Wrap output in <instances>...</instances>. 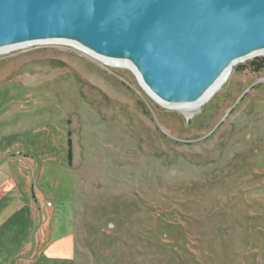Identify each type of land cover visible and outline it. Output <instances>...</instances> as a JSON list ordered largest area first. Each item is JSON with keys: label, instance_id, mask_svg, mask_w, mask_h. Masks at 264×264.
<instances>
[{"label": "rangeland", "instance_id": "obj_1", "mask_svg": "<svg viewBox=\"0 0 264 264\" xmlns=\"http://www.w3.org/2000/svg\"><path fill=\"white\" fill-rule=\"evenodd\" d=\"M12 155L30 160L44 205L73 200L75 264H264V55L180 111L72 46L1 54L0 157ZM1 173L7 206L16 186Z\"/></svg>", "mask_w": 264, "mask_h": 264}, {"label": "water", "instance_id": "obj_2", "mask_svg": "<svg viewBox=\"0 0 264 264\" xmlns=\"http://www.w3.org/2000/svg\"><path fill=\"white\" fill-rule=\"evenodd\" d=\"M60 39L129 59L165 102L205 101L264 49V0H0V48Z\"/></svg>", "mask_w": 264, "mask_h": 264}, {"label": "crops", "instance_id": "obj_3", "mask_svg": "<svg viewBox=\"0 0 264 264\" xmlns=\"http://www.w3.org/2000/svg\"><path fill=\"white\" fill-rule=\"evenodd\" d=\"M23 158L25 167L15 164L20 163L15 155L0 157V189L4 179L1 168L4 166H10V176L16 186L9 189L14 202L0 206V243H19L18 247L10 246L9 251L4 249L5 254L0 253V264H45L42 258L46 254L45 246L50 242L60 244V248L66 251L60 253L57 248L58 253L51 254V259L57 260V264H75L73 200H56L51 206L44 205L40 201L41 193L33 188L30 172H26L27 165L29 169L31 167L30 160ZM64 243L70 245L64 246Z\"/></svg>", "mask_w": 264, "mask_h": 264}, {"label": "bare ground", "instance_id": "obj_4", "mask_svg": "<svg viewBox=\"0 0 264 264\" xmlns=\"http://www.w3.org/2000/svg\"><path fill=\"white\" fill-rule=\"evenodd\" d=\"M44 44H63V45L72 46V47L76 48L77 50L86 53L87 55L91 56L92 58H94V59H96V60H98V61H100V62H102L104 64H107V65L113 66V67H117V68L129 69V70H131L137 76V73H136V71H135V69H134V67H133V65H132V63L130 62L129 59L123 58V57H121V58L117 57L116 58V57H105V56H102V55H97L94 52H92L91 50L83 47L81 44L76 43V42H74L72 40H62V39H60V40H50V41H48V40L47 41H32V42H27V43L19 44V45L5 46V47H1L0 48V55L1 54H5V53H8V52H11V51H14V50H19V49L27 48V47H30V46L44 45ZM261 55H264V49H260V50H256L254 52H251L247 56H245V57L239 59L238 61L234 62L233 65H232V67H231V70L225 72L221 76L220 80L217 82L216 85H220L221 84V86H222V84L231 75V73H232L233 68H234L235 65H237V64H239L241 62H244V61H247V60L256 58V57L261 56ZM142 87L147 92V94L155 102H157L159 105H161V106H163L165 108H169L171 110L172 109H175V110H180V111H192L195 108L203 105L204 103H206L208 101V100H205L204 101V99H202V100L201 99H198V100L193 101V102H175V103H171L170 102V103H168V102H165V101L161 100L157 96H155L145 86H142Z\"/></svg>", "mask_w": 264, "mask_h": 264}, {"label": "trees", "instance_id": "obj_5", "mask_svg": "<svg viewBox=\"0 0 264 264\" xmlns=\"http://www.w3.org/2000/svg\"><path fill=\"white\" fill-rule=\"evenodd\" d=\"M67 143H68V152H67L68 166L72 167V164H73V149H72L71 131L68 132Z\"/></svg>", "mask_w": 264, "mask_h": 264}, {"label": "built area", "instance_id": "obj_6", "mask_svg": "<svg viewBox=\"0 0 264 264\" xmlns=\"http://www.w3.org/2000/svg\"><path fill=\"white\" fill-rule=\"evenodd\" d=\"M48 206H51L52 205V203L51 202H48V204H47Z\"/></svg>", "mask_w": 264, "mask_h": 264}]
</instances>
